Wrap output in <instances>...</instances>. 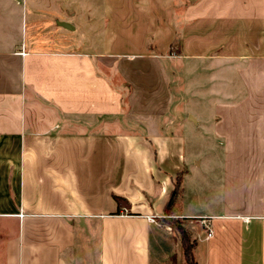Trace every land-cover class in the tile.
<instances>
[{"label": "crops", "instance_id": "crops-1", "mask_svg": "<svg viewBox=\"0 0 264 264\" xmlns=\"http://www.w3.org/2000/svg\"><path fill=\"white\" fill-rule=\"evenodd\" d=\"M141 1L154 54L119 35L96 48L78 0H0V264H164L148 218L165 216L178 174L173 210L202 232V264H264V0L182 12V60L209 72L220 156L204 167L172 110L173 0Z\"/></svg>", "mask_w": 264, "mask_h": 264}, {"label": "rangeland", "instance_id": "rangeland-1", "mask_svg": "<svg viewBox=\"0 0 264 264\" xmlns=\"http://www.w3.org/2000/svg\"><path fill=\"white\" fill-rule=\"evenodd\" d=\"M78 1L84 3L85 8L88 5L89 13L93 18L90 21L86 19L87 29L85 35L86 40L94 44L96 48H100V44L102 43V48L104 52H106V48L109 47V44L111 45V43L115 42L116 40L114 38H116V35H119V39L117 38V40H120V42L130 40V37L132 40L137 39L141 41V43L145 41L148 53L154 54L152 49V38L147 36L145 39L144 35H142V25L145 23L143 1L119 0L124 3L122 4L123 6L118 7L119 10L117 11L114 9L109 10V5H107L109 0H92L93 2L90 3H88L89 0ZM189 3L188 0H173L172 23L176 42H174V45L163 55L171 58L173 63L169 74L170 92L174 99L172 110L173 112L181 113L183 117L182 133L185 139V156L189 158V161L195 157L197 161H201L204 167L206 164L214 163V160L219 158L220 150L210 133L209 116L211 113V102L207 101L209 72L206 60L203 59V63H200L196 67L191 66V64L186 66L184 64L185 61L182 60L183 56L178 47L181 30L189 23V21L183 20L181 16ZM90 10H92V12H90ZM110 13H112V15ZM94 18L96 20H94ZM83 43L86 44L85 41H83ZM133 51L134 53H139V51ZM119 90L122 95V101L124 102L122 108L125 110L127 107L126 98L128 95V88L125 87L124 84H119ZM188 112L201 122L200 127H195L194 124L188 120V117H185V114ZM196 165L197 164L194 163V166ZM176 217L181 219L173 210L170 217L164 216L159 217L162 219H156L158 222L156 225L158 234L156 233V236H153L152 239V253L156 251V242L160 243L158 248L160 252H165L169 255L164 264H186L183 258L179 232L174 229L170 221H166L171 218L173 220ZM183 225L185 232L189 236V242H195L192 250L193 264H202L200 255L194 254L195 247L203 239L202 232L196 227L197 224L194 222L184 221Z\"/></svg>", "mask_w": 264, "mask_h": 264}, {"label": "trees", "instance_id": "trees-1", "mask_svg": "<svg viewBox=\"0 0 264 264\" xmlns=\"http://www.w3.org/2000/svg\"><path fill=\"white\" fill-rule=\"evenodd\" d=\"M124 105V102L122 101V106ZM181 180H182V174H178L174 181H173V185L174 188L169 196V199L166 203V205L164 206V215L165 216H171V213L173 212V209L178 201V199L181 196L182 193V189H181ZM166 219V218H163ZM184 220H187L186 218H174L172 220H166V221H170L171 224L174 226V229L179 232V237H180V243H181V247H182V252H183V258L186 262V264H193V256H192V250L194 248L195 242H189V236L187 235V233L185 232L184 229V225L183 222ZM191 243V244H190Z\"/></svg>", "mask_w": 264, "mask_h": 264}, {"label": "built area", "instance_id": "built-area-1", "mask_svg": "<svg viewBox=\"0 0 264 264\" xmlns=\"http://www.w3.org/2000/svg\"><path fill=\"white\" fill-rule=\"evenodd\" d=\"M159 217H149L148 219L150 220V222L155 223V220L158 219ZM200 224L204 227V230L206 232L205 234V238L208 239L212 236V232L210 231V229L208 228V225L205 224V220H200Z\"/></svg>", "mask_w": 264, "mask_h": 264}, {"label": "water", "instance_id": "water-1", "mask_svg": "<svg viewBox=\"0 0 264 264\" xmlns=\"http://www.w3.org/2000/svg\"><path fill=\"white\" fill-rule=\"evenodd\" d=\"M59 26H61L62 28H65L67 30L72 29V27L69 24L63 23V22L59 23ZM188 120L191 121L193 124H196V121L192 116H188Z\"/></svg>", "mask_w": 264, "mask_h": 264}]
</instances>
